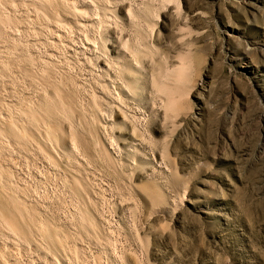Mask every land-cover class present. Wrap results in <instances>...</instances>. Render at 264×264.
I'll list each match as a JSON object with an SVG mask.
<instances>
[{
    "label": "rangeland",
    "instance_id": "obj_1",
    "mask_svg": "<svg viewBox=\"0 0 264 264\" xmlns=\"http://www.w3.org/2000/svg\"><path fill=\"white\" fill-rule=\"evenodd\" d=\"M59 1L0 0V262L264 264V0Z\"/></svg>",
    "mask_w": 264,
    "mask_h": 264
},
{
    "label": "bare ground",
    "instance_id": "obj_2",
    "mask_svg": "<svg viewBox=\"0 0 264 264\" xmlns=\"http://www.w3.org/2000/svg\"><path fill=\"white\" fill-rule=\"evenodd\" d=\"M42 1H43V0H42ZM56 1H58L59 4H60V2H61V1H59V0H56ZM63 1H65V0H63ZM83 1H84V0H83ZM83 1H82V2H83ZM110 1H111V0H110ZM12 2H13V1H12ZM31 2H32V0H31ZM65 2H66V1H65ZM73 2H74V1H73ZM80 2H81V1H80ZM84 2H85V1H84ZM89 2H90V1H89ZM103 2H104V1H103ZM38 3H40V2L38 1ZM43 3L45 4V2H43ZM47 3H48V2H47ZM50 3H51V1H50ZM53 3H54V2H53ZM66 3H68V0H67ZM69 3H70V1H69ZM96 3H97V2H96ZM96 3H95V4H96ZM106 3H107V2H106ZM36 4H37V2H36ZM64 4H65V3H63V5H64ZM75 4H76V2H75ZM77 4H78V2H77ZM79 4H80V3H79ZM83 4H84V3H83ZM88 4H89V3H88ZM104 4H105V3H104ZM37 5H38V4H37ZM39 5H40V4H39ZM41 5H43V4H41ZM45 5H46V4H45ZM45 5H44V6H45ZM51 5H52V4H51ZM89 5H90V4H89ZM107 5H108V4H107ZM19 6H20V5H19ZM49 6H50V5H49ZM52 6H53V5H52ZM59 6H60V5H59ZM65 6H66V5L63 6V9L65 8ZM70 6H71V5H70ZM74 6H75V5H74ZM80 6H81V5H80ZM85 6H86V5H85ZM36 7H37V6H36ZM55 7H56V6H54V8H55ZM60 7H61V6H60ZM71 7H72V6H71ZM89 7H92V5L89 6ZM89 7L85 8V9H88ZM24 8H25V7H24ZM24 8H23V10H24ZM43 8H44V7H43ZM48 8H49V7H48ZM50 8H51V7H50ZM72 8H73V7H72ZM57 9H58V8H57ZM69 9H70V8H68V11H70ZM82 9H84V8H82ZM36 10H37V9H36ZM58 10H59V9H58ZM66 10H67V9H66ZM71 10H73V9H71ZM94 10H96V9H94ZM104 10H105V9H104ZM109 10H110V9H109ZM27 11H28V10H27ZM50 11H51V10H50ZM52 11H53V10H52ZM52 11H51V12H52ZM79 11H80V9L77 10V8H76V11H75V9H74V13H76L77 15L80 16L81 13H80ZM87 11H88V10H86V11L84 10V12H87ZM90 11H92V9H91ZM90 11H88V13H89ZM24 12H25V11H24ZM47 12H49V11H46V13H47ZM51 12H49L50 15H51ZM66 12H67V11H66ZM72 12H73V11H72ZM81 12H82V10H81ZM84 12H83L82 14H84ZM110 12H111V10H110ZM60 13H61V10H60ZM68 13H69V12H68ZM74 13H71V11H70V14L73 15ZM88 13H87V14H88ZM93 13H94V11H93ZM107 13H108V12H107ZM17 14H18V13H17ZM53 14H55V13H53ZM53 14H52V15H53ZM61 14H63V13H61ZM64 14H65V16H66V13H64ZM85 14H86V13H85ZM95 14H96V13H95ZM98 14H99V13H98ZM35 15H36V14H35ZM47 15H48V14H47ZM50 15H49V16H50ZM93 15H94V14H93ZM99 15H100V14H99ZM129 15H130V14H129ZM49 16H48V17H49ZM54 16H55V15H54ZM56 16H58V15H56ZM60 16H62V15H60ZM74 16H75V15H74ZM84 16H86V15H84ZM87 16H89V15H87ZM1 17H3V16H1ZM58 17H59V16H58ZM68 17H69V16H68ZM81 17H83V15H82ZM81 17H79V18H81ZM91 17H92V16L90 15V18H91ZM95 17H96V15H95ZM98 17H99V16H98ZM100 17H101V16H100ZM100 17H99V18H100ZM103 17H104V14H103ZM105 17H106V16H105ZM105 17H104V18H105ZM107 17H108V16H107ZM109 17H110V16H109ZM7 18H8V17H7ZM42 18H43V17H42ZM63 18L66 19L65 17H62V19H63ZM93 18H94V17H93ZM96 18H97V17H96ZM104 18H102V19H104ZM48 19H49V18H48ZM50 19H52V17H50ZM54 19H55V18H54ZM59 19H60V18H59ZM59 19H58V20H59ZM87 19H88V18H87ZM94 19H95V18H94ZM114 19H115V18H114ZM3 20H4V19H3ZM67 20H68V19H67ZM67 20H66V21H67ZM74 20H75V19H74ZM88 20H89V19H88ZM106 20H107V19H106ZM108 20H109V19H108ZM131 20H132V19H131ZM47 21H48V20H47ZM50 21H51V20H50ZM52 21H54V20H52ZM52 21H51V22H52ZM63 21H64V20H63ZM79 21H80V19H79ZM90 21H91V20H90ZM97 21H98V20H97ZM112 21H113V20H112ZM112 21H111V23H112ZM59 22H60V21H59ZM73 22H74V21L71 22L72 25H74ZM91 22H93V21H91ZM101 22L103 23L102 20H101ZM117 22H118V21H117ZM47 23H48V22H47ZM56 23H57V22H56ZM96 23H97V22H96ZM98 23H99V22H98ZM98 23H97V25H98ZM102 23H101V24H102ZM107 23H108V22H106L105 25H106ZM52 24H53V22H52ZM59 24H60V23H58V25H59ZM75 24H76V22H75ZM87 24H88V23H86L85 25H87ZM118 24H119V23H118ZM125 24H126V23H125ZM48 25H50V24H48ZM54 25H55V24H54ZM66 25H67V24H66ZM69 25H70V24H69ZM76 25H78V22H77ZM80 25H82V27H84V26H83L84 24H81V22H80ZM88 25H89V24H88ZM91 25H92V24H91ZM102 25H103V28H104V24H102ZM116 25H117V24H116ZM131 25H132V24H131ZM131 25H130V26H131ZM52 26H53V25H52ZM67 26H68V25H67ZM98 26H99V25H98ZM100 26H101V25H100ZM119 26H120V25H119ZM56 27H57V26H56ZM88 27H89V26H88ZM54 28H55V26H54ZM54 28H53V29H54ZM84 28H86V27H84ZM92 28H93V27H92ZM103 28H102V29H103ZM114 28H115V27H114ZM51 29H52V27H51ZM53 29H52V30H53ZM61 29H62V28H61ZM63 29H64V27H63ZM80 29H81V28H80ZM106 29H107V28H106ZM110 29H111V28H110ZM116 29H117V28H116ZM120 29H121V28H120ZM66 30H67V29H66ZM92 30H93V29H92ZM96 30H98V28H97ZM125 30H126V29H125ZM49 31H50V30H49ZM61 31H62V30H61ZM74 32H75V31H74ZM114 32H115V31H114ZM123 32H124V31H123ZM127 32H128V31H127ZM132 32H133V31H132ZM49 33H50V32H49ZM52 33H54V32H52ZM55 33H56V32H55ZM62 33H63V32H62ZM89 33H90V32H89ZM101 33H102V32H101ZM130 33H131V32H130ZM42 34H43V33H42ZM58 34H59V33H58ZM95 34H96V33H95ZM54 35H55V34H54ZM54 35H52V36H54ZM60 35H61V37L63 36L62 34H60ZM69 35H70V34H69ZM81 35H82V34H81ZM86 35H88V34H86ZM86 35H85V37H86ZM100 35H101V34H100ZM100 35H99V36H100ZM105 35H106V33H105ZM131 35H132V34H131ZM133 35H134V34H133ZM133 35H132V36H133ZM66 36H67V35H66ZM92 36H93V35H92ZM103 36H104V35H103ZM56 37H57V36H55V39H56ZM61 37H60V38H61ZM116 37H117V36H116ZM119 37H120V36H119ZM63 38H65V37H63ZM113 38H114V37H113ZM121 38H122V36H121ZM121 38H119V39H121ZM128 38H129V37H128ZM133 38H134V37H133ZM58 39H59V38H58ZM96 39H97V38H96ZM63 40H64V39H63ZM68 40H69V39H68ZM74 40H75V39H74ZM74 40H73V41H74ZM87 40H88V38H87ZM113 40H114V39H113ZM122 40H123V39H122ZM122 40H121V41H122ZM125 40H126V39L124 38V42H125ZM75 41H76V40H75ZM96 41H97V40H96ZM130 41H132V44H131V45H134L133 40H130ZM136 41H137V40H136ZM56 42H57V41H56ZM69 42H70V41H69ZM77 42H78V41H77ZM91 42H92V41H91ZM91 42H90V43H91ZM108 42H109V41H108ZM128 42H129V41H128ZM64 43H65V41H64ZM90 43H89V44H90ZM119 43H120V42H119ZM129 43H130V42H129ZM53 44H54V43H53ZM59 44H60V43H59ZM62 44H63V43H62ZM98 44H99V43H98ZM98 44H97V45H98ZM100 44H101V43H100ZM102 44H103V43H102ZM121 44H122V46H123V43H121ZM136 44H138V43H136ZM91 45H92V44H91ZM91 45H90V46H91ZM118 45H119V44H118ZM58 46H59V45H58ZM100 46H101V45H100ZM100 46H99V47H100ZM82 47H83V46H82ZM86 47H87V46H86ZM129 47H131V46H129ZM129 47H128V48H129ZM132 47L134 48V46H132ZM132 47H131V48H132ZM142 47H144V46H142ZM65 48H66V47H65ZM88 48H89V46H88ZM91 48H93V47H91ZM95 48H96V47H95ZM95 48H93V49H95ZM120 48H121V47H120ZM124 48H125V47H124ZM124 48H123V49H124ZM75 49H76V48H75ZM121 49H122V48H121ZM126 49H127V48H126ZM134 49H135V48H134ZM51 50H52V49H51ZM56 50H57V49H56ZM91 50H92V49H91ZM97 50H98V49H97ZM118 50H119V49H118ZM131 50H132V49H131ZM72 51H73V50H72ZM75 51H76V50H75ZM81 51H82V50H81ZM89 51H90V50H89ZM119 51H120V50H119ZM121 51H122V50H121ZM127 51H128V49H127ZM134 51H135V50H134ZM137 51H138V50H137ZM76 52H77V51H76ZM83 52H84V51H83ZM90 52H91V51H90ZM102 52H103V51H102ZM123 53H124V52H123ZM126 53H127V52H126ZM134 53H135V52H134ZM131 54H132V53H131ZM94 55H95V54H94ZM129 55H130V54H129ZM49 56H50V55H49ZM46 57H47V56H46ZM50 57H52V56H50ZM131 57H132V56H131ZM92 58H93V57H92ZM49 59H50V58H49ZM130 59H131V58H129V59L127 60V62H128ZM102 60H103V58H102ZM132 60H133V59H132ZM43 61H44V60H43ZM85 61H86V60H85ZM85 61H84V62H85ZM112 61H113V60H112ZM114 61H115V60H114ZM130 61H131V60H130ZM87 62H88V61H87ZM127 62H126V64H125V66H127V64L129 63V62H128V63H127ZM104 63H105V62H104ZM53 64H54V63H53ZM88 64H89V63H88ZM131 65H132V61H131ZM161 65H162V64H161ZM117 66H118V65H117ZM125 66H124V67H125ZM128 66L131 67L129 64H128ZM135 66H136V64H135ZM106 67H107V66H106ZM133 67H134V66H133ZM133 67H132V68H133ZM136 67H137V66H136ZM101 69H102V68H101ZM113 69H114V68H113ZM120 69H121V68H120ZM106 70H107V69H106ZM124 70H125V69H124ZM137 70H138V68H137ZM1 71H2V70H1ZM130 71H131V70H130ZM166 71H167V70H166ZM168 71H169V69H168ZM134 72H135V71H134ZM124 74H125V73H124ZM140 74H141V73H140ZM172 74H173V73H172ZM89 75H90V74H89ZM128 75H129V74H128ZM128 75H127V76H128ZM133 75H134V74H133ZM102 76H103V75H102ZM127 76H126V77L123 76V78H127V79H128L129 76H128V77H127ZM134 76H135V75H134ZM137 76H138V75H137ZM116 77H117V76H116ZM132 78H135V79H136V77H133V76H132ZM109 79H110V78H109ZM130 79H131V78H130ZM130 79H129V80H130ZM135 79H134V80H135ZM142 79H143V78H142ZM129 80H128V81H129ZM116 81H117V80H116ZM140 81H141V80H140ZM136 82H137V81L134 82V81H132V79H131L130 82H127V85H128V84H129V85H133V84H135ZM111 83H112V82H111ZM112 84H114V83H112ZM144 84H145V83H144ZM139 85H140V84H139ZM137 86H138V85H137ZM123 87H124V86H123ZM133 87H134V86H133ZM140 87H141V86H140ZM146 87H147V86H146ZM99 88H100V87H99ZM109 88H110V87H109ZM137 88H138V87H137ZM147 88H148V87H147ZM104 89H105V88H104ZM120 89H122V88L120 87ZM140 89H141V88H140ZM105 90H106V89H105ZM98 92H99V91H98ZM104 94H105V93H104ZM127 94H128V93H127ZM129 94H130V93H129ZM87 96H88V95H87ZM111 96H112V95H111ZM137 96H138V95H137ZM91 98H92V97H91ZM94 98H95V97H94ZM110 98H111V97H110ZM121 99H122V98H121ZM90 100H91V99H90ZM98 100H99V99H98ZM117 100H118V99H117ZM130 100H131V99H130ZM111 101H112V100H111ZM115 101H116V100H115ZM105 102H106V101H105ZM107 102H108V101H107ZM127 102H128V101H127ZM115 103H116V102H115ZM117 104H119V103H117ZM107 106H109V105H107ZM41 107H42V106H41ZM114 107H115V106H114ZM110 109H111V108H110ZM106 110H107V108H106ZM16 111H17V110H16ZM22 111H23V110H22ZM28 111H29V109H28ZM107 111H108V110H107ZM24 115H25V114H24ZM31 122H32V121H31ZM6 125H7V124H6ZM9 129H10V128H9ZM4 130H5V129H4ZM13 130L15 131V129H13ZM7 131H8V130H7ZM10 132H11V131H10ZM9 134H10V133H9ZM11 134H12V132H11ZM18 135H19L18 133H17V135H16V133H15V136H18ZM19 136H20V135H19ZM22 136H23V135H22ZM12 137H13V136H12ZM43 158H44V157H43ZM11 164H12V163H11ZM13 189H14V188H13ZM4 190H5V189H4ZM0 191H1V190H0ZM6 192H7V190H6ZM15 203H16V202H15ZM16 205H17V204H16ZM18 207H19V206H18ZM21 207H22V205H21ZM27 207H28V206H27ZM14 209H15V208H14ZM16 210H18V208H17ZM23 210H24V209H23ZM14 211H15V210H14ZM16 212H17V211H16ZM18 213H20V212H18ZM22 213H23V212H22ZM9 215H10V214H9ZM16 215H18V214H16ZM65 215H66V214H65ZM11 216H12V215H10V217H11ZM3 217H4V219H5V216H3ZM11 218H12V217H11ZM18 218H19V217H18ZM12 219H13V218H12ZM12 219H11V221L9 222L10 225H11V223H13ZM6 221H7V220H6ZM33 221H34V220H33ZM38 221H39V220H38ZM3 222L6 223L4 220H3ZM72 222H73V221H72ZM4 223H2L1 225H3ZM9 223L7 222L6 224L8 225ZM38 224H39V223H38ZM25 225H26V223H25ZM49 225H50V224H49ZM48 227H49V226H48ZM54 227H55V226H54ZM70 227H71V226H70ZM3 228H4V226H3ZM46 228H47V227H46ZM11 229H13V228H11ZM1 230H2V229H1ZM3 230H4V229H3ZM41 230H42V229H41ZM50 230H51V229H50ZM54 231H55V230H54ZM20 232H21V230H20ZM26 233H27V232H26ZM43 233H45V232H43ZM48 233H49V232H48ZM8 234H10V233H8ZM0 235H1V234H0ZM6 236H7V235H6ZM29 236H30V235H29ZM72 236H74V235H72ZM3 237H4V234H3ZM14 237H15V236H14ZM5 238H6V237H5ZM2 239H3V238H2ZM9 239H10V237H9ZM4 240H5V239H4ZM38 240H39V239H38ZM40 241H41V240H40ZM9 243H10V242H9ZM56 243H57V242H56ZM7 244H8V243H7ZM74 244H75V243H74ZM80 244H81V243H80ZM2 245H3V244H2ZM2 245H0V247H1ZM11 245H12V244H11ZM13 245H14V244H13ZM13 245H12V246H13ZM25 245H26V244H25ZM57 246H58V245H57ZM3 247H4V246H3ZM8 247H9V245H8ZM38 247H39V246H38ZM43 248H44V247H43ZM70 248H71V247H70ZM0 249H2V248H0ZM9 249L11 250L10 247H9ZM5 250H6V249H5ZM12 250H13V249H12ZM12 250H11V252H13ZM14 250H15V249H14ZM24 250H25V249H24ZM84 250H85V249H84ZM3 251H4V250H3ZM1 252H2V251H1ZM1 252H0V253H1ZM14 252H15V251H14ZM86 252H87V251H86ZM86 252H85V253H86ZM1 254H2V253H1ZM3 254H4V253H3ZM84 256H85V255H84ZM3 257H5V256H3ZM3 257H2V259H3ZM12 257H13V255H12ZM46 257H47V256H46ZM8 258H11V257H8ZM41 258H42V257H41ZM44 258H45V257H44ZM2 259H1V260H2ZM13 259H14V258H13ZM26 259H27V258H26ZM47 259H48V258H47ZM86 259H87V258H86ZM94 259H95V258H94ZM6 260H7V259H6ZM16 260H17V258H16ZM16 260H15V261H16ZM39 260H40V259H39ZM39 260H38V261H39ZM12 261H13V260H12ZM33 261H34V260H33ZM50 261H51V259H50ZM62 261H63V260H62ZM62 261H61V262H62ZM100 261H101V259H100ZM8 262H9V261H8ZM16 262H17V261H16ZM16 262H14V264H15ZM28 262H30V261H27V264H28ZM40 262H41V261H40ZM55 262H56V261H55ZM59 262H60V261H59ZM0 263H1V262H0ZM9 263H10V262H9ZM9 263H8V264H9ZM19 263H20V262H19ZM19 263H18V264H19ZM31 263H32V262H30L29 264H31ZM38 263H39V262H38ZM43 263H45V262H43ZM47 263H48V261H47ZM50 263H51V262H50ZM97 263H98V262H97ZM102 263H103V262H102ZM102 263H101V264H102ZM1 264H3V262H2ZM62 264H64V263H62Z\"/></svg>",
    "mask_w": 264,
    "mask_h": 264
}]
</instances>
